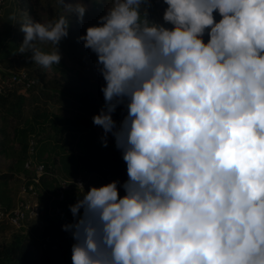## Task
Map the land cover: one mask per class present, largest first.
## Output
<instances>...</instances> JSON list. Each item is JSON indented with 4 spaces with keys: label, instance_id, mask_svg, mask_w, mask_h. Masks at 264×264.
<instances>
[{
    "label": "clouds",
    "instance_id": "obj_1",
    "mask_svg": "<svg viewBox=\"0 0 264 264\" xmlns=\"http://www.w3.org/2000/svg\"><path fill=\"white\" fill-rule=\"evenodd\" d=\"M164 2L158 23L148 0H111L78 38L106 82L93 122L127 179L69 205L73 264H264V0ZM64 7L83 20L84 3ZM68 26L28 17L21 52L58 64Z\"/></svg>",
    "mask_w": 264,
    "mask_h": 264
},
{
    "label": "rangeland",
    "instance_id": "obj_2",
    "mask_svg": "<svg viewBox=\"0 0 264 264\" xmlns=\"http://www.w3.org/2000/svg\"><path fill=\"white\" fill-rule=\"evenodd\" d=\"M41 1L44 5L48 2V0ZM101 1L103 0H99V3H101ZM104 1L107 9L111 4V0ZM19 2L20 0H8L5 6L6 8L0 13V31H2L8 21V12L11 9L15 10V7L18 6ZM161 2L166 8L167 5L164 0H160V3ZM164 7H161L156 12L154 20L158 23H165L163 21ZM104 14V12H100V16ZM24 16L26 19V13H24ZM141 18L143 19V17ZM90 23L92 25L97 24L99 23V19H93ZM166 26L172 27L170 23L166 24ZM13 29L16 32H19L21 37L25 36V33L21 30L20 21L15 22ZM37 43V47L46 52H50L54 47V45L48 41L38 40ZM58 48L62 58L58 64H53L50 67L42 66L33 61L35 67L29 68L27 66L28 58L21 52L20 54L14 55L12 59L3 56L0 58V64L5 69H27L33 75H36L35 70L39 69L48 75L47 86L41 83L32 89L26 90L24 88H17L13 92H10L11 97L9 99L11 103L16 102L20 95L25 97L22 111L16 110L11 113L0 111V176H11L14 173V176L9 177L8 179H2L0 177V203L4 206L8 199H12L14 204L17 203L21 196V186L23 183V180L18 177L20 176V172L18 173L17 171H14L15 169L13 167L17 162V155L15 152L17 151L16 149H19L18 143L12 138L13 128L19 125L21 121H24V119L32 118L36 112H55L62 117H69L76 122L82 119H87L92 123L90 129L83 133L71 132L70 134L63 135V143L65 144H61V147L66 146L67 151L73 150L74 154L81 161L80 173L85 175L87 190H89L90 186H100L109 183L112 180L118 179L122 183L125 178L127 170L126 161L123 159L122 151L116 147L115 138L109 133L107 136V146H104L101 139L104 130L102 126L95 124L92 119L93 115L97 114L100 108L105 104L101 86L106 82L98 70L96 63L98 58L96 53L81 52L76 58H72L60 45H58ZM57 65L64 67L62 71L65 72L66 78L76 79V87L75 89H72L74 92L81 89L87 91L85 102L81 101V93H78L80 96L77 98L74 97L73 92L63 93L66 91V80L61 78L58 73L59 69L56 67ZM123 114H126V108L124 105H118L116 110L112 113V116L114 119ZM45 127H48L46 131L42 133L39 132V134L35 135L36 141H40V144L37 145L38 151L40 152V147L42 146L44 163L49 164L50 170L48 171L70 179L69 175L63 170L61 160L63 156L60 149L57 147L53 149L49 145L47 149L43 148L46 143L45 137H47L48 134H53V130L52 128H49L48 124ZM57 138H59V136ZM3 148H6L8 151L6 154L3 152ZM111 149H113L114 152L113 162H109L106 158V155L110 154ZM53 162H56V164L53 165ZM51 177H48L49 181H57L56 178ZM81 194L82 192L72 189L67 201H59L55 205V212H53V214H55V216L59 215V217L62 218L65 212L63 203H66L68 206L74 204ZM55 202L57 201L55 200ZM8 227L9 228L5 234L0 233V236L4 235L9 237L14 232H23L24 234L29 235L32 239L38 242V256H42L47 247L60 238L58 233L63 232V227L60 223L53 226L41 222L40 219L30 220L26 222L22 228L12 225H8ZM48 233L50 236H48Z\"/></svg>",
    "mask_w": 264,
    "mask_h": 264
},
{
    "label": "trees",
    "instance_id": "obj_3",
    "mask_svg": "<svg viewBox=\"0 0 264 264\" xmlns=\"http://www.w3.org/2000/svg\"><path fill=\"white\" fill-rule=\"evenodd\" d=\"M103 1L99 3V0H63L61 3V1L57 0H48V2L44 5L41 0H20L18 6L15 7V10L11 9L8 12V21L2 31H0V48L2 50L1 57L3 56L12 59L14 55L20 54L21 52L20 45L23 42L24 36L21 37L19 32H16L13 29L15 22L20 21L22 24L28 17H33L34 19L40 20L41 22H47L54 18H58L61 14L66 15V18L69 21V26L68 35L63 37L59 41L58 45H60L72 58H76L81 52H93L90 48L84 47L83 41L79 40L78 38L82 34L86 33L88 26L92 25L90 23L91 20L98 19L100 17V12L105 13L106 6L105 1ZM77 2H82L87 6L82 21L77 18V15L74 11H69L64 7V5H74ZM148 5L147 14L148 19L151 21H153L157 10L165 6L162 4V2L160 3V0H148ZM24 13H26V19ZM213 14L216 20L221 18L217 11L214 10ZM207 39L208 36L207 33H205V42H207ZM35 43L37 46V41ZM21 53H23L28 58L27 66L29 68L35 67L33 60L31 59V51L28 50ZM35 72L39 81L47 86L48 75L39 69H36ZM30 74L32 73L30 72ZM63 78L66 80V92H73L75 98L80 96L78 93H81V101L85 102L87 91L81 89L74 92L72 89H75L76 87V79L66 78L65 75ZM10 95L11 93L0 96V111L7 113H11L12 111L16 110L22 111L23 98L21 97L18 103H11L9 99ZM53 116L56 119L52 121V123L49 121L51 119L49 114L46 113L42 116L44 120H40V117H34L35 119L26 118L24 121H21L19 125L13 128L12 138L19 145V149H16L17 151L15 152L17 155V162L13 166L15 169L14 171H17L18 173L22 172L25 162L30 157L29 139L32 135H36L38 133V129L46 130L48 128L45 127L46 125L44 121L51 123L48 126L55 132L52 137L57 138L59 136L57 140H60L62 136L69 131L83 133L91 127V122L87 119H82L76 122L73 120L70 121L67 118L55 113ZM59 142L58 146L60 145ZM48 145L49 142H46L45 149H47ZM52 148L54 149L55 147ZM62 148L63 170L70 177L79 175L81 161L77 158L73 151H71V153H67L66 148ZM2 150L5 154L8 152L6 148H3ZM106 158L109 162L114 161L113 149H111L109 155H106ZM55 164L56 162H53V165ZM46 167L48 170L49 164H46ZM13 174L11 176L2 175L0 177L2 179H8L9 177H13ZM26 174L28 175L27 172ZM43 183L44 186L40 194V203L44 213L38 219H40V221L43 223H48L53 226H56L58 223L64 225L66 223L73 222V214L69 210V206L66 205V203H63L65 212L62 218H60L59 215L55 216V214H53V212H55V205L59 202V200L55 199L58 189L57 181H48L47 179H44ZM55 200L57 202H55ZM8 228V224H0V233L5 234ZM48 236H50L49 233ZM58 236H60L61 239L59 238L60 240H55L54 243L47 247L42 256H38V242L32 239L29 235L24 234L23 232H14L9 237L2 235L0 236V264H73L71 246L74 242V239L71 232L63 228V232H59ZM54 246H56V248H54Z\"/></svg>",
    "mask_w": 264,
    "mask_h": 264
},
{
    "label": "built area",
    "instance_id": "obj_4",
    "mask_svg": "<svg viewBox=\"0 0 264 264\" xmlns=\"http://www.w3.org/2000/svg\"><path fill=\"white\" fill-rule=\"evenodd\" d=\"M6 3L7 0H0V13L4 10ZM1 53L2 50L0 48V57ZM39 84H41V82L37 76L30 74L27 69H5L0 64V96L13 92L17 88H24L26 90L32 89ZM124 115L125 114L115 117L114 120L119 122L122 120ZM35 154V141L31 140L29 146L30 157L25 162V169L28 172V176L24 178L21 186V199L13 209H8L0 203V224H8L22 228L26 222L38 219L41 215H43L44 211L41 208L40 194L43 190V180L46 177L52 176L57 179L58 189L56 199L61 202L67 200V196L73 188H76L77 191L82 193L83 191L86 192L87 184L84 177L78 176L74 179H68L54 174L48 171L43 163H39L36 159H34L33 156ZM126 179L127 170L123 181ZM123 194L124 190L121 188L120 195ZM54 248H56V246H54Z\"/></svg>",
    "mask_w": 264,
    "mask_h": 264
},
{
    "label": "crops",
    "instance_id": "obj_5",
    "mask_svg": "<svg viewBox=\"0 0 264 264\" xmlns=\"http://www.w3.org/2000/svg\"><path fill=\"white\" fill-rule=\"evenodd\" d=\"M7 2H8V0H7ZM7 4V3H6ZM6 8V7H5ZM155 16H156V14H155ZM154 19H155V17H154ZM153 19V21H155ZM64 66V65H63ZM59 70H58V73L60 74V76H61V78H63V76L65 75V72H63L62 71V69H64V67H61V66H56ZM62 72H63V74H62ZM43 84V83H42ZM62 92V91H61ZM60 92V93H61ZM63 93H68V92H63ZM70 93V92H69ZM10 97H11V95H10ZM23 98V104H24V102H25V97H23L22 95H20L19 97H18V100L16 101V103H18V101H19V99L20 98ZM23 109V108H22ZM49 114V116H50V120L49 121H51V123H52V121H54L56 118H54V116H53V114L55 113V112H52V113H49V112H36L35 114H34V116H32V119L34 118V117H40V120H44V118H42V116L44 115V114ZM55 114H57V113H55ZM58 115V114H57ZM65 118H68L69 120H71L69 117H65ZM35 119V118H34ZM45 122V125H49V124H51L50 122H46V121H44ZM92 124V123H91ZM91 126V125H90ZM40 130V131H39ZM47 130V129H46ZM46 130H42V129H38L37 131H38V133L37 134H39V132L40 133H42V132H44V131H46ZM71 132H74V131H69V132H67V133H65L64 135H67V134H70ZM55 132L53 131V134H54ZM36 134V135H37ZM53 134H48L47 135V137H45V140H46V142H49V146H51V148L52 147H58L59 149H60V151H61V153L63 154V148L61 147V144H65V143H63V136H62V138L60 139V140H57L58 138H54V137H52V135ZM31 140H34L35 141V146H36V154L33 156L34 157V159H36L37 160V162H39V163H43L44 165L45 164H48V163H44V159H43V151H42V146L40 147V152L38 151V146L37 145H39L40 144V141H36V139H35V135H32L31 137H30V141ZM30 141H29V146H30ZM60 141V142H59ZM58 142L60 143V145L58 146ZM46 144V143H45ZM63 147H65L66 148V146H63ZM43 148L45 149V146H43ZM66 151H67V149H66ZM71 151H73V150H68L67 152H69V153H71ZM48 156V155H47ZM63 158V157H62ZM62 158H61V160H62ZM78 158V157H77ZM48 162V161H47ZM62 165H63V163H62ZM46 166V165H45ZM47 168V167H46ZM49 170V169H48ZM26 169H25V164H24V167H23V169H22V173L20 172V176H18V177H20L23 181H24V178H26V176H28L27 174H26ZM65 172V171H64ZM28 173V172H27ZM53 173V172H52ZM54 174H56V173H54ZM16 175H19V174H16ZM78 176H82V177H84V179H85V175L84 174H79V175H77V176H74V177H70V179H74V178H76V177H78ZM64 177V176H63ZM52 178V177H51ZM66 178V177H65ZM45 179H47L48 180V177H46ZM55 180V179H54ZM86 180V179H85ZM49 181V180H48ZM23 184V183H22ZM86 184H87V181H86ZM43 186H44V183H43ZM87 187V186H86ZM73 189H75L76 191H77V189L76 188H73ZM87 191V190H86ZM120 192H121V188H120ZM70 193H71V191H70ZM70 193L68 194V196L70 195ZM68 196H67V199H68ZM21 199V196H20V198H19V200ZM19 200L17 201V203L16 204H14V201L12 200V199H8V200H6V204H5V207H7L8 209H13L14 207H16V205L18 204V202H19ZM67 201V200H66ZM65 202V201H64Z\"/></svg>",
    "mask_w": 264,
    "mask_h": 264
}]
</instances>
